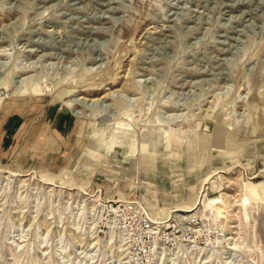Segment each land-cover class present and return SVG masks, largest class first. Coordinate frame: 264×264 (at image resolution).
<instances>
[{
	"label": "rangeland",
	"instance_id": "obj_1",
	"mask_svg": "<svg viewBox=\"0 0 264 264\" xmlns=\"http://www.w3.org/2000/svg\"><path fill=\"white\" fill-rule=\"evenodd\" d=\"M0 48V264H264V0H0Z\"/></svg>",
	"mask_w": 264,
	"mask_h": 264
},
{
	"label": "crops",
	"instance_id": "obj_2",
	"mask_svg": "<svg viewBox=\"0 0 264 264\" xmlns=\"http://www.w3.org/2000/svg\"><path fill=\"white\" fill-rule=\"evenodd\" d=\"M21 117V116H19ZM49 122L51 124V127H50V130L48 129H45L44 131L43 128H44V121L42 120L41 123H39L38 127H33L31 126L30 128V131L32 133V135L34 134L35 137H34V141L33 143L36 141L38 142L39 140V136H48L49 134L51 135H55L53 133V129L55 128L56 129V132H58V129L60 130V133L64 134L67 132V128L70 127L71 123V116H69V114L64 111L63 109H60L59 107L56 108L49 116ZM4 124L6 125V129H7V134L10 135V138L13 139L15 138L16 134H17V131H18V127L19 129L24 127L25 125V119L22 120L21 122L18 123V118H17V113L13 114V116H7V118L4 119ZM46 127V126H45ZM36 129V131H35ZM28 133V132H27ZM25 133V134H27ZM47 134V135H46ZM44 138V137H42ZM53 142L52 143H47V146L49 148H51L52 145H57L58 147H61L60 143H58L57 141H54L52 140ZM211 143V140H208V142L206 143V145L210 144ZM35 151H37L36 149H34ZM37 153H39L37 151Z\"/></svg>",
	"mask_w": 264,
	"mask_h": 264
},
{
	"label": "bare ground",
	"instance_id": "obj_3",
	"mask_svg": "<svg viewBox=\"0 0 264 264\" xmlns=\"http://www.w3.org/2000/svg\"><path fill=\"white\" fill-rule=\"evenodd\" d=\"M7 48V47H6ZM5 50V48H0V56H4V51ZM8 50V49H7ZM8 53V52H7ZM6 55V54H5ZM5 63V62H4ZM3 64V63H2ZM5 65V64H4ZM17 84H18V81L16 82ZM110 96V95H109ZM106 97V96H105ZM104 99V98H103ZM80 100H82V98L80 99ZM76 102V101H75ZM69 106H71V107H73V103L72 104H69ZM35 131H36V129H35ZM31 135H32V133H31ZM214 142V141H213ZM203 146V145H202ZM213 146V145H212ZM209 147V146H208ZM208 147H206V148H208ZM210 148H212V147H210ZM204 149V148H203ZM217 149V148H216ZM207 150V149H206ZM209 151H210V149H209ZM213 176V175H212ZM206 184V183H205ZM201 200L198 202V205L199 206H201ZM192 211V210H191ZM183 213H187V211H182ZM181 217V216H180ZM181 218H183V219H187L186 217L184 218V216L183 217H181ZM181 221H183L182 219H181ZM184 221H187V220H184ZM189 221V220H188Z\"/></svg>",
	"mask_w": 264,
	"mask_h": 264
},
{
	"label": "built area",
	"instance_id": "obj_4",
	"mask_svg": "<svg viewBox=\"0 0 264 264\" xmlns=\"http://www.w3.org/2000/svg\"><path fill=\"white\" fill-rule=\"evenodd\" d=\"M179 222H182V221L180 220ZM141 230L144 231L145 233L149 232L148 234H151V232H152V229H151V227L147 221H143L141 223Z\"/></svg>",
	"mask_w": 264,
	"mask_h": 264
}]
</instances>
